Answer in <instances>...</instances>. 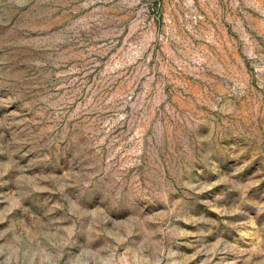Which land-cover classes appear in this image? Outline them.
Wrapping results in <instances>:
<instances>
[{
  "label": "rangeland",
  "instance_id": "obj_1",
  "mask_svg": "<svg viewBox=\"0 0 264 264\" xmlns=\"http://www.w3.org/2000/svg\"><path fill=\"white\" fill-rule=\"evenodd\" d=\"M0 264H264V0H0Z\"/></svg>",
  "mask_w": 264,
  "mask_h": 264
}]
</instances>
